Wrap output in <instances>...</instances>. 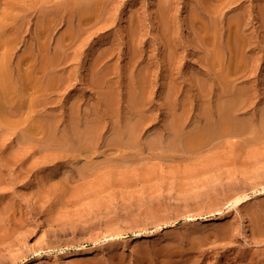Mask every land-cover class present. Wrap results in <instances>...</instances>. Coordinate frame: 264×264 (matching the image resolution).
Segmentation results:
<instances>
[{"label": "rangeland", "instance_id": "rangeland-1", "mask_svg": "<svg viewBox=\"0 0 264 264\" xmlns=\"http://www.w3.org/2000/svg\"><path fill=\"white\" fill-rule=\"evenodd\" d=\"M8 1L10 47L13 48H10V65L14 70V79L17 76L20 79L18 72L15 73L18 63L26 61L29 65L24 68L29 69L35 66L36 60V66L41 64L45 55L48 59L55 55L63 35L67 36L65 45L70 48H67V54L71 56H66L65 62L68 58L77 60H70L74 61L73 64L68 60L69 65L64 63L61 67H52V70L60 71L57 72L60 75L55 73L59 76L55 86L49 88V78L43 77L45 92L41 93L42 103L37 108L41 112L36 111L40 116L33 113L36 117L33 119L39 118L41 123L58 119L59 124L55 126L58 130L49 128L39 134L36 132L37 120L24 123L32 116L26 110L29 107L27 103L22 115L12 112L15 106L13 97L23 96L28 102L34 91L31 88L26 90L28 88L23 84V90L19 86L17 93L10 96V125L0 118V168L4 167L6 159L10 161L6 171L10 174L4 171L3 181L0 182V225L3 227L2 230L0 228V264H264V30L253 26L246 29L244 35L250 43L244 49L248 54L247 63L237 65L241 69L235 68L234 76L227 79L231 81L228 84L221 76L208 73L211 67L205 64V51L200 49L198 42L197 49L194 40L191 41L194 29L190 22L198 0H170L172 7L169 15L174 25L171 22L168 24L170 31L166 35L160 27L161 15L157 16L163 0H110L108 6L103 5L107 12L102 17L109 30L104 29L90 40L88 38L84 41L85 46L74 42L75 46L82 48L81 53L77 48L71 51L74 45L71 47L69 39L70 25L55 17L60 0ZM8 1L0 0L3 22L8 17ZM79 1L87 4L91 0ZM244 5L249 6L246 20L251 22L254 18L256 20L264 0H245ZM34 7L38 9L37 13ZM39 9L41 13L44 10L43 14ZM4 13L6 17L1 16ZM235 13L239 14V11ZM37 14L41 16L38 19ZM105 17H109L108 22ZM33 18L39 22H34ZM132 19H135L139 31V37L135 39L146 45L143 56L148 62L145 60L144 64L150 63V60L152 72L153 68H157V73L164 74V62L170 58L172 43L192 45L189 52L183 53L187 57L182 55L186 57L185 61L182 63L180 59L182 66L181 63L180 67L177 66V54L174 58L171 56L172 63L176 64L173 70L177 67V72L182 68L177 74L173 71L175 76L171 75L168 79L157 73V76L150 75L151 81L148 82L152 84L149 89L146 85V103L140 109L147 118L144 128L140 129L143 133L139 131L143 135H140L141 138L137 136L139 141H135L136 145L130 142V147L131 144L128 146L123 142L127 146L121 147L116 144L117 136L112 134L118 129L123 130L128 121L135 118L132 112L134 105L128 98L131 92L128 85L129 81H135L137 77L134 76L139 73L135 70L136 64L126 55L128 47L132 45L136 48L139 44L137 41L129 42L127 37H130L128 32ZM171 27L176 36H173ZM73 30L76 33L77 30ZM40 32H44L47 38ZM81 34L85 35L84 32ZM36 37L40 40L37 41ZM144 40L146 42L142 43ZM114 42H119L117 48L123 49V52L117 49L120 53L106 59L108 62L103 70H115L116 73L102 79L103 87H98L100 84L93 87V72L103 66L97 68L95 61L102 50L116 45ZM39 44L41 50L38 49ZM47 44L51 50H48ZM251 44L258 46L252 49ZM192 46H196L195 49ZM2 49L1 53L5 48ZM75 51L78 53L73 54ZM191 51L197 52L193 54ZM37 52L45 53L41 55ZM164 52L168 54L167 58ZM36 55H41L40 61ZM140 60L143 59H139L137 64ZM202 63L208 67L204 65L205 68ZM133 71L134 76L130 80ZM106 80L116 85L117 91L121 87L120 92L112 91L116 90L112 85L110 90ZM125 81L129 82L127 88ZM105 86L109 89L106 93ZM92 87L96 88V92ZM100 88L104 89L102 94ZM112 92H116L113 97L110 95ZM238 96H242L239 104ZM114 97L119 99L114 101ZM112 98L114 105L110 100ZM236 100L238 105L230 122L233 130H229V126L219 125L222 124L220 112L223 114L226 105ZM130 104L133 106H127ZM98 106L102 108L97 109ZM104 108H108L109 113ZM90 113L94 114L93 118L105 114L101 120L102 123L108 122L107 126L105 122L102 124L108 132L102 130L101 140L97 141L100 144L96 143L94 148L85 152V147L78 145L77 132L73 129L76 126L84 129L90 122ZM67 120L79 126L73 123L71 126ZM28 124L35 125L28 131ZM116 124L120 125L119 128ZM112 127L113 130L109 129ZM50 131L57 133L52 138L57 142L51 139L52 136L48 137ZM64 133L72 145L64 143ZM71 133L75 138H71ZM72 139L75 141L72 142ZM91 151L96 152L92 154Z\"/></svg>", "mask_w": 264, "mask_h": 264}, {"label": "bare ground", "instance_id": "bare-ground-1", "mask_svg": "<svg viewBox=\"0 0 264 264\" xmlns=\"http://www.w3.org/2000/svg\"><path fill=\"white\" fill-rule=\"evenodd\" d=\"M8 1V0H7ZM41 1V0H40ZM110 0H91V1H89L87 4H84V2L83 1H79V0H60V3H57L58 4V6H56V15H55V17L57 16L58 18H59V21H61L60 19H62V21L63 22H65V23H67V24H69L70 26H69V29H68V33H70V41H71V47H72V45H74V42H76V43H80L81 45H84L85 46V42L84 41H87V39L89 38V40H90V38H92V37H94V36H97L98 34H99V31L100 32H102V31H104V29H106V30H109L108 28H107V23L106 24H104V20H102V17H103V15H105L106 16V13H105V11L107 12V10H106V8H105V6H108V2H109ZM9 3L7 4V7L8 8H6V10H8V12H7V14H8V17H6L7 16V14H6V16H5V13L4 14H2L1 16H4V17H6L5 19V22H3L4 20H3V18L1 19L0 18V49H4L5 48V50H3V51H5V52H3L2 51V53L0 52V112H1V117L0 118H3V119H1V120H3L4 122H5V124L6 125H10V119H9V115H10V96L12 95V94H14V93H17V91H18V89H19V86L21 87V89L23 88V85L24 86H26L28 89H26V88H24V89H26V90H29L30 91V88L32 89V90H34L32 93H31V98H30V96H29V98H30V100L27 102L26 101V98L25 97H23V96H21V97H18V95H16L15 97H13V104L15 105L14 107H13V110H12V112L13 113H15V115H18V114H20V115H22V113H24L26 110L27 111H30L32 114V116H29L30 115V113L28 112V113H26L28 116H29V119H27L28 117H27V115H26V119L27 120H25L24 121V123H33L32 121L34 120H37V122L39 123V124H37V122H35V124H37L36 125V127H37V130H36V132L38 133L39 132V134H41V133H43L44 131H46V130H48L49 128H54L55 126H56V124H59L58 123V119H56V118H53L51 121H49V123H45V121H44V123L46 124V125H43L44 123H41V121H40V119L38 118V119H33V117H35V116H33L34 114L33 113H35V114H37V108H38V106H39V104L40 103H42V101L40 100V96H41V93L43 92V94H44V88H45V83H46V81H44L43 80V77H48L49 78V80L47 81V84H48V87L50 88V87H53V86H55V84H56V82L58 81V78H59V76L58 75H60L59 73H57V72H60V71H57V70H52V67H58V66H60L61 67V65H63L64 63L66 64L67 62H69L70 60L72 61V60H74V61H76L77 59H67V62H65L66 61V56L67 57H71V56H69L68 54H67V51H69L67 48H69L68 46H66L65 45V42H67L66 40V35H63V34H61V35H63L62 36V39H63V41L62 42H59L60 40H58V44H57V49H56V51H55V55H52V56H54V57H52V56H50V59H48L49 57H47L48 55H45V58L43 57V59H42V61H41V64L39 63V64H37L38 66H36V61H34L35 63H34V65L35 66H31L29 69L27 68V69H25L24 67L27 65H29V63H26V61H24L25 60V58H23L24 60H21V61H24V62H22V63H18V65H17V71H15V73L16 72H18V74H19V78L20 79H18V76H17V78L16 79H18V80H21V82L22 83H20V81H18V80H16V79H14V74H13V72H14V70H11L12 68H11V66L12 65H10L12 62L10 61V48H12V47H10V1H8ZM83 2V3H82ZM85 2H87V0L85 1ZM247 2V1H246ZM39 3V2H38ZM54 3V2H53ZM84 4V5H82V4ZM244 3H245V0H198V2L195 4L196 5V9L193 11V17H192V22H190L191 24V28H193L194 29V31H192V33L193 34H191L193 37H192V42H193V40H194V42H195V44H196V46L198 45V44H200V49H203L204 51H205V58H206V63L205 64H208L209 65V67H211V70H213V72L211 71V70H209V71H211V72H209L208 71V69L206 70V71H208V73L210 74V75H215L216 74V76L217 75H219V76H221L220 78H222V79H225V82H227L228 84H231V81H229V80H227L230 76H234V74H235V72H234V70H235V68H237V70H238V67H239V69H241L240 68V66H238L237 67V65L238 64H246L247 62V58H246V56L248 55V54H246V51H244V49H246L247 48V46L250 44V43H248L247 42V40H246V38H245V36L246 35H244L245 33V31H246V29L248 28V27H256V28H261V29H263L264 30V6L263 7H259L258 9H259V11H258V13H257V15H256V20H255V18H254V20H251V22H248L246 19H247V14L249 13V12H247L248 11V7L249 6H247V7H245V5H244ZM38 5H41V4H38ZM53 5H55V4H53ZM103 5H105V6H103ZM193 5V4H192ZM259 5V4H258ZM37 6V5H36ZM39 7H42V5L41 6H39ZM38 7V8H39ZM52 7V6H51ZM171 7H172V2L170 1V0H163V2L161 3V5H160V7H159V9L157 10V12H158V14H157V16L158 15H161L160 17H161V21H160V27H161V29H162V32H164L165 33V35L170 31V28H168V27H170V26H168V24L171 22V20H170V15H169V13H170V10H171ZM189 8H190V6H188ZM193 8H194V5L192 6ZM192 7H191V10H192ZM32 8V7H31ZM30 8V9H31ZM44 8V7H43ZM109 8V7H108ZM34 9H35V7H34ZM49 9V8H48ZM51 9V8H50ZM53 9V8H52ZM110 9V8H109ZM252 9V8H251ZM250 9V10H251ZM36 11V13H37V10L38 9H35ZM54 10V9H53ZM249 10V11H250ZM28 11V10H27ZM32 10H30L29 12H31ZM189 11V10H188ZM237 11H239V14H236L235 12H237ZM39 12L41 13V10L39 9ZM43 12H44V10H43ZM43 12L41 13V14H43ZM46 13H47V11H45ZM191 12V11H190ZM35 13V14H36ZM45 13V14H46ZM50 13V12H49ZM105 13V14H104ZM232 13H234V15L232 14ZM32 14V13H31ZM31 14H28L29 16L31 15ZM44 14V15H45ZM115 14V13H114ZM232 14V15H231ZM251 14V13H250ZM38 15V14H37ZM110 15H113V14H111L110 13ZM231 15V16H230ZM253 15V14H252ZM28 16V17H29ZM32 16V15H31ZM36 16V15H35ZM39 16V15H38ZM37 16V19L38 18H40L41 16H39L38 17ZM47 16H48V14H47ZM115 16V15H114ZM145 16V15H144ZM33 17V16H32ZM146 17V16H145ZM251 17V16H250ZM249 17V18H250ZM254 17V16H253ZM43 18H45V17H43ZM47 18V17H46ZM109 17H107V19H108ZM117 18V17H116ZM136 18V17H135ZM138 18H140V17H138ZM104 19H106V17L104 18ZM107 19H106V21H107ZM115 18H112V20H114ZM141 19V18H140ZM144 19H146V18H144ZM44 20V19H43ZM47 20V19H46ZM133 20V23H134V25H133V23H132V26H130V30H129V34H130V37L129 36H127L128 37V40H129V42H136L137 41V43H139L138 45H137V47L136 48H134L132 45H131V47H128V48H130L129 49V53H128V51L125 53L126 55H128L129 57H130V59H131V62H134L136 65V69L135 70H137V72H139V73H137V75L136 76H134L133 75V73H134V71L132 72V74L130 73V80H131V77H132V75L136 78H138V80H137V78L136 79H134V77H133V79L135 80L134 82L132 81H127L128 83H129V89H130V96L128 97L129 98V102H131L133 105H134V111H132V112H134L133 114H135V118H133V119H130L129 121H128V124L126 125V127L125 128H123V130H120L119 131V126L116 124V127L118 126V131H115V132H117V133H115V134H112L113 136L114 135H116L117 137H115V138H118V139H116V141L118 140V142H116V144H118L119 146H121L122 147V145H125V146H127L126 144H128V146H129V144H131L130 142H134L135 143V141H137V139H138V137L137 136H139L140 137V135H143V134H140L141 132L143 133V131L142 130H140V129H142V128H144V126L143 125H145L144 123H146L145 121H146V119L147 118H145L144 117V113H143V111L141 112L140 111V109H142V105H145V103H146V99H145V94H146V92H147V87H148V89L150 88V85L152 84H150V82H148V81H151L150 80V77L153 75V74H155V76H157V74H159V73H157L158 71H156V69L157 68H153V69H155V70H153V72L155 71V73H153L152 72V65L153 64H151V61L149 60V62L150 63H148V64H144V61L145 60H147V59H145L144 58V56H143V52H145L144 51V49H145V46H143V44L141 45V43L138 41V40H136V39H138V38H136V36L137 37H139L138 35H137V31H138V25H137V23H136V21H135V19H132ZM175 20V19H174ZM249 20V21H250ZM33 21L34 22H36V20L33 18ZM41 21V20H40ZM47 21H49V20H47ZM78 21V22H77ZM102 21H103V23H102ZM109 21H111V19H109ZM143 21V20H142ZM141 21V22H142ZM145 21V20H144ZM190 21V20H189ZM37 22H39L38 20H37ZM36 22V23H37ZM44 22H45V20H44ZM51 22V21H50ZM63 22H61V23H63ZM77 22V23H76ZM108 22V21H107ZM116 22V21H115ZM32 22H30V24H31ZM41 23V22H40ZM47 23H49V22H47ZM46 23V24H47ZM111 23H113L112 21H111ZM140 23V22H139ZM145 23V22H144ZM173 22H171L170 24H172ZM51 24H52V22H51ZM101 24V25H100ZM102 24H103V26H102ZM141 24V23H140ZM169 24V25H170ZM257 24H258V26H257ZM111 25V24H110ZM110 25H108V26H110ZM173 25H174V23H173ZM172 25V26H173ZM190 25L188 24V27L190 28ZM42 26V25H41ZM98 26H100V27H98ZM140 26V25H139ZM98 27V29H96ZM142 27V26H141ZM43 28V27H42ZM41 28V29H42ZM75 28V30H77L76 31V33H74L75 31L73 30ZM140 28V27H139ZM36 29H38V27H36ZM40 29V30H41ZM111 29V28H110ZM129 29V28H128ZM39 30V29H38ZM171 30H173L172 29V27H171ZM73 31V32H72ZM140 31H141V29H140ZM82 32H84V34L86 35V33H88V37H84L85 35H83V34H81L80 35V33H82ZM139 32V31H138ZM175 32H179V31H175ZM41 33V32H40ZM105 33V32H104ZM107 33V32H106ZM127 33V34H128ZM173 33H174V30H173ZM37 34H39L38 33V31H37ZM42 34H45L44 32L43 33H41V35ZM140 34V33H139ZM148 35H149V33H147ZM147 34H146V36H147ZM169 34V33H168ZM69 35V34H68ZM104 35V34H103ZM162 35H163V33H162ZM176 36V34L174 33L173 34V36ZM177 35H179V34H177ZM45 36H46V34H45ZM82 36V37H81ZM145 36V37H146ZM180 36V35H179ZM164 37V36H163ZM169 37V36H168ZM264 37V36H263ZM46 38H47V36H46ZM82 38H84V39H82ZM85 38H86V40H85ZM108 38H110V37H108ZM130 38V39H129ZM136 38V39H135ZM148 38V37H147ZM166 38V37H165ZM173 38V37H172ZM177 38V37H176ZM175 38V39H176ZM14 39V38H13ZM13 39H11L12 41H13ZM38 39V37H36V40ZM45 39V38H44ZM44 39H42V40H44ZM59 39H60V37H59ZM171 39V38H170ZM38 40H40V39H38ZM37 40V41H38ZM81 40V41H80ZM83 40V41H82ZM88 40V41H89ZM109 40V39H108ZM107 40V41H108ZM140 40H142V38H140ZM164 40V39H163ZM263 40H264V38H263ZM69 41V40H68ZM78 41V42H77ZM149 41V40H148ZM180 41V40H179ZM182 41V40H181ZM41 42V41H40ZM39 42V43H40ZM44 42V41H43ZM111 42V41H110ZM122 42V41H121ZM142 43H145L146 41L144 40V41H141ZM175 43L177 42V41H174ZM196 42H198V44L196 43ZM14 43V42H13ZM37 43V42H36ZM44 43H47V42H44ZM85 43V44H84ZM108 43V42H107ZM106 43V44H107ZM112 43V42H111ZM115 43V42H114ZM119 43V42H118ZM118 43L116 44V45H111L110 47H108V48H106V49H104V50H102V53L97 57V59H96V61H95V66L97 67V66H100V65H103V66H101V68H99V69H101V70H103L104 69V67H105V65L107 64V62L108 61H106V59H109V58H111V57H114L115 55H116V53L117 54H119L118 53V51H117V49H119V48H117L118 47ZM148 43V42H147ZM146 43V44H147ZM167 43V42H166ZM181 43L182 42H180V43H177L178 45H174V43H172V47H170V58H168V59H165L166 61L164 62V67H163V69H165V72H164V74H161V75H164V76H161L160 74V76L161 77H168V79H169V76H173L174 74H173V71H175V69H177V67L173 70V68L176 66V64H173L172 63V60H171V56L173 55V58H174V56H176V54H177V56H176V62H178L177 64V66H179V64L181 63L180 62V59L182 60V63H183V61H185V59H186V55H184L183 53H186V52H189L190 51V49H189V47L192 45H190V44H188L187 42V44L186 45H181ZM253 43V42H252ZM80 44L78 45V46H80ZM125 44V43H124ZM136 44V43H135ZM149 44V43H148ZM168 44V43H167ZM222 44H224V46H222ZM14 45V44H13ZM15 45H16V43H15ZM121 45V44H120ZM120 45H119V47H120ZM194 45V44H193ZM38 46V45H37ZM36 46V47H37ZM39 46H40V44H39ZM47 46H48V44H47ZM75 46V45H74ZM72 47V49H71V51H74L75 50V48H77V49H79V47H77V45L75 46V47ZM128 46V45H127ZM130 46V45H129ZM196 46H192L194 49H195V47ZM199 46V45H198ZM198 46H197V49H198ZM253 46V47H252ZM258 46V45H257ZM256 46V47H257ZM28 47H30V46H28ZM44 47V46H43ZM82 47V46H81ZM249 47V46H248ZM251 47H252V49L255 47L253 44H251ZM255 47V48H256ZM133 48H134V50H133ZM167 48H168V46H167ZM254 48V49H255ZM13 49V48H12ZM30 49H32V48H30ZM37 49V48H36ZM38 49H40L41 50V46H40V48H38ZM70 49V48H69ZM169 49V48H168ZM167 49V50H168ZM35 50V49H34ZM45 50H46V48H45ZM48 50H51V49H49V46H48ZM119 50H121V49H119ZM123 50V49H122ZM121 50V51H122ZM251 50V49H250ZM249 50V51H250ZM32 51V50H31ZM30 51V52H31ZM38 51V50H37ZM44 51V50H43ZM78 51H80V53H81V51H82V48L81 49H79ZM201 51V50H200ZM13 52V51H12ZM33 52V51H32ZM34 52H36V51H34ZM33 52V53H34ZM47 52V51H46ZM49 52V54H50V51H48ZM123 52V51H122ZM168 52V51H167ZM192 52V51H191ZM195 52V51H194ZM194 52H192L193 54H195ZM37 53H39V52H37ZM43 53H45V52H43ZM42 53V54H43ZM73 54L74 53H76V51L75 52H72ZM71 53V55H73ZM78 53V52H77ZM76 53V54H77ZM165 54H163L164 56L166 55V52H164ZM242 53V55H240ZM13 54V53H12ZM36 54V53H35ZM39 54H41V53H39ZM41 54V55H42ZM178 54H180L179 56H182V55H184V56H186V57H184V56H182V57H179L178 56ZM198 54V53H197ZM246 54V55H245ZM32 55V54H31ZM41 55H39L40 57H41ZM125 55V56H126ZM168 55V54H167ZM167 55H166V58H167ZM190 55H192V54H190ZM36 56H38V55H36ZM36 56H34L35 57V59H36ZM39 56L37 57L38 58V60H39ZM78 56H79V54H78ZM78 56H76V58L78 57ZM117 56V55H116ZM127 56V57H128ZM139 56H140V58H139ZM147 56V55H146ZM145 56V57H146ZM193 56V55H192ZM203 56V57H204ZM52 57V58H51ZM139 59H143L141 62H139V64H137V61L139 60ZM151 57H153V56H150V58ZM178 57H179V59H178ZM202 57V58H203ZM248 57V56H247ZM251 57V56H250ZM249 57V58H250ZM30 58V57H29ZM42 58V57H41ZM40 58V59H41ZM72 58H75V55H73L72 56ZM122 58H124V56L122 57ZM149 58V57H148ZM205 58H203V59H205ZM22 59V58H21ZM28 59V58H27ZM31 59V58H30ZM151 59H153V58H151ZM12 60V59H11ZM19 60H20V58H19ZM18 60V61H19ZM69 60V61H68ZM120 60V59H119ZM164 60V59H163ZM179 60V61H178ZM13 61V60H12ZM29 61V60H28ZM27 61V62H28ZM40 61V60H39ZM38 61V62H39ZM70 61V63H72L73 64V62H71ZM129 61V60H128ZM11 62V63H10ZM33 62V61H32ZM146 62V61H145ZM147 62H148V60H147ZM175 62V63H176ZM200 62V61H199ZM204 62V61H203ZM69 63V64H70ZM163 63V62H162ZM182 63L180 64L181 66H182ZM45 64H46V66H45ZM68 64V63H67ZM68 64V65H69ZM71 64V65H72ZM173 64V65H172ZM203 64V63H202ZM205 64H203V66L205 65ZM31 65V64H30ZM32 65H33V63H32ZM70 65V66H71ZM131 65H132V63H131ZM175 65V66H174ZM16 66V65H15ZM163 66V65H162ZM205 66H207V65H205ZM204 66V67H205ZM219 66V69L217 68ZM243 66H245V65H243ZM59 67V68H60ZM67 67V66H66ZM103 67V68H102ZM134 67V66H133ZM180 67V66H179ZM208 67V66H207ZM207 67H205V68H207ZM58 68V69H59ZM63 68V67H62ZM61 68V69H62ZM98 68V67H97ZM135 68V67H134ZM134 68H132L133 70H134ZM140 68V70L138 71V69ZM159 68V67H158ZM54 69V68H53ZM57 69V68H56ZM60 69V70H61ZM64 69V68H63ZM62 69V70H63ZM68 69V68H67ZM67 69H66V71H67ZM98 69V70H99ZM182 69V68H181ZM181 69H179V70H181ZM220 69H222V70H220ZM61 70V71H62ZM65 70V69H64ZM98 70H94V72H93V79H92V84L94 85L93 87H95V86H97V85H99L98 87H103V86H101L102 85V82H104L103 80H104V78H106V76H111V75H109V74H111L112 73V75H114L113 73H116V72H114L115 70H113L112 71V69H110L112 72H109V69H105V70H103L102 72H99ZM177 71V72H180V71ZM214 70L215 71H217V72H215L214 73ZM13 71V72H12ZM98 71V72H97ZM183 71V70H182ZM219 71V72H218ZM65 72V71H64ZM160 72V71H159ZM176 72V71H175ZM174 72V73H175ZM177 72H176V74H177ZM55 73H57L58 75H56ZM157 73V74H156ZM163 73V72H162ZM182 73V72H181ZM205 73H207V72H205ZM17 74V75H18ZM128 74V73H127ZM136 74V73H135ZM152 74V75H151ZM208 74V75H209ZM38 75H40V77L38 76ZM151 75V76H150ZM178 75H180V73L178 74ZM208 75H207V77H208ZM36 76H38V78L36 77ZM175 76V75H174ZM61 77H63V76H61ZM60 77V78H61ZM112 77V76H111ZM211 77H214V76H211ZM47 78V79H48ZM107 78H110V77H107ZM220 78H218L219 80H220ZM231 78V77H230ZM103 79V80H102ZM110 79H112V78H110ZM113 79H114V77H113ZM128 79V78H127ZM126 79V80H127ZM109 80V79H108ZM108 80H106L105 82L107 83L108 82ZM16 81H18L19 83H18V85L16 86ZM111 82H113L112 80H111ZM126 82V81H125ZM127 82H126V87L125 88H127ZM106 83H104L106 86H107V84H109V89L111 90V86L110 85H112V84H110L109 82L106 84ZM140 83V84H139ZM149 83V84H148ZM21 84V85H20ZM23 84V85H22ZM124 84V83H123ZM122 84V85H123ZM124 85V86H125ZM146 85H148V86H146ZM90 86H91V84H90ZM105 86V87H106ZM114 88H115V86L116 85H112ZM123 86V87H124ZM92 87V88H93ZM121 88V87H120ZM120 88L118 89V91L120 92ZM16 89V90H15ZM94 89V88H93ZM101 89V88H100ZM108 89V90H109ZM116 90H112V91H117V88H115ZM23 90V89H22ZM26 90H24V91H26ZM96 90V88L94 89V91ZM107 90V87H106V89H105V93L108 91ZM117 91V92H118ZM22 92V91H21ZM96 92V91H95ZM99 92V91H98ZM104 92V89H101V94ZM105 93H104V97H105ZM111 93V92H110ZM114 93H116V92H112V94H110L112 97L114 96L113 94ZM23 94V93H22ZM28 94V93H27ZM99 94V93H98ZM127 94H128V92H127ZM126 94V95H127ZM24 95H25V93H24ZM100 95V94H99ZM99 95H96L97 96V98H100V97H98ZM27 96V95H26ZM109 96V95H108ZM103 97V98H104ZM106 97H107V95H106ZM241 97L242 96H238V97H236V98H238L239 99V102H238V100H236L235 102L234 101H231V103H229V104H227L226 105V107H225V110H224V113L222 114L221 112H220V117H221V119H220V122L222 123V124H219V125H221V126H229V130H233V128H232V124H230V122L232 121V118H233V110L235 111V107L240 103V102H242V100H241ZM2 98L4 99V100H2ZM33 98V99H32ZM110 98V97H109ZM115 98V97H114ZM114 98H112V99H110L111 101L112 100H114ZM118 98V97H117ZM32 99V100H31ZM101 99V98H100ZM105 99H107V98H105ZM116 99V98H115ZM119 99V98H118ZM118 99H116V100H114V101H117ZM99 100V99H98ZM109 100V101H110ZM102 101V100H101ZM109 101H107V103L109 102ZM109 102V103H112V102ZM105 102V101H104ZM237 102H238V104H237ZM26 103H27V106L29 105V107H27V109L26 108H24L25 107V105H26ZM99 103H100V100H99ZM102 103V102H101ZM100 103V104H101ZM108 103V104H109ZM122 103H125V102H122ZM121 103V104H122ZM119 104H120V102H119ZM128 104V103H127ZM132 104H130V105H127V106H133ZM104 105H106L105 103H104ZM104 105H103V107H104ZM113 105H114V102H113ZM116 105H118V104H116ZM124 105V104H123ZM100 106V105H99ZM97 107V109L99 108V109H101L100 107ZM107 106V105H106ZM106 106H105V108H106ZM108 106H111V104H109ZM120 106V105H119ZM126 106V107H127ZM144 107V106H143ZM29 108V109H28ZM40 108V107H39ZM104 108V110H106ZM109 108V107H108ZM108 108H107V110H108ZM26 109V110H25ZM31 109V110H30ZM6 110H8V113L6 112ZM106 110V111H107ZM110 110V109H109ZM39 111V110H38ZM95 111H96V109H95ZM99 111H102V110H99ZM41 111H39V113H40ZM73 113H74V111H72ZM108 112V111H107ZM129 112V111H128ZM131 112V109H130V113H132ZM7 113V118L5 117V114ZM38 113V114H39ZM94 113V112H93ZM98 113H101V112H98ZM103 113V112H102ZM109 113V112H108ZM143 113V114H142ZM38 114H37V116H38ZM107 114V113H106ZM132 114V115H133ZM72 115V114H71ZM88 115H89V113H88ZM87 115V116H88ZM90 115H91V113H90ZM92 115H94V114H92ZM92 115H91V118H90V122L89 123H87V125L85 126V128L83 129L81 126H79L77 123H73V121L71 122L70 120H67V121H70V124H71V126H72V123H73V125H78L79 126V128H77V126L75 127L76 129H73V128H71V131H72V129H73V131L75 130L76 132H77V134H75V135H77V143H78V145H80V146H83V147H85V152H86V150L87 149H90L91 147H93L96 143L97 144H100V142L98 143L97 141H99V139L101 140V138H100V134L102 133V130H106V124L108 123L107 121H104L105 122V125L106 126H103L104 125V122L102 123V116L103 115H105V114H101L102 116H100L99 114V116L100 117H98L97 115V117H92ZM109 115H111V114H109ZM114 115L115 116H118V115H116V113H114ZM39 116H40V114H39ZM77 116H79V115H77ZM134 116V115H133ZM72 117V116H71ZM36 118V117H35ZM41 118H42V116H41ZM74 118H75V115H74ZM79 117H77V119H78ZM86 118V117H85ZM93 118V119H92ZM25 119V118H24ZM43 119V118H42ZM63 119V118H62ZM68 119H69V117H68ZM73 119V118H72ZM92 119V120H91ZM104 119V118H103ZM44 120V119H43ZM64 120H66L65 118H64ZM75 121H76V119H74ZM81 120V119H80ZM79 119L77 120V121H80ZM85 120V119H84ZM105 120H107V119H105ZM48 121V120H47ZM66 121V122H67ZM86 121V120H85ZM83 122L84 123V125H85V123L86 122H88V121H86V122ZM110 121V120H109ZM43 122V121H42ZM65 122V121H64ZM107 122V123H106ZM115 122V121H114ZM119 122V121H118ZM80 123H81V121H80ZM34 124V125H35ZM50 126H49V125ZM103 124V125H102ZM110 124V123H109ZM119 124H120V122H119ZM122 124V123H121ZM29 125H30V128H28V131L29 130H31V128L33 129V124L31 125V124H28V127H29ZM83 125V126H84ZM70 126V127H71ZM125 126V125H124ZM143 126V127H142ZM35 127V128H36ZM60 127V126H59ZM69 127V128H70ZM103 127H106V128H104L103 129ZM114 127H115V125H114ZM116 127L114 128L115 130H116ZM57 128H58V126H57ZM26 129H27V127H26ZM55 129H56V127H55ZM60 129V128H59ZM109 129H111V130H113V127L112 128H109ZM120 129H121V127H120ZM40 130V131H39ZM44 130V131H43ZM54 130V129H53ZM56 130H58V129H56ZM56 130H55V132H56ZM65 130V129H64ZM63 130V131H64ZM108 130V129H107ZM106 130V132H108ZM34 131V130H33ZM32 131V132H33ZM68 131V130H67ZM67 131H65V132H67ZM72 131V132H73ZM139 131H141V132H139ZM31 132V134H33ZM35 132V133H36ZM51 133L49 134V136L48 137H50V136H52L51 137V139L52 138H55L56 137V135H57V133H52V132H54V131H50ZM70 132V131H69ZM68 132V133H69ZM105 132V131H104ZM110 132V131H109ZM113 132V131H112ZM111 132V133H112ZM118 132H119V134H118ZM36 133V134H37ZM63 133V132H62ZM110 133V134H111ZM114 133V132H113ZM139 133V134H138ZM54 134V135H53ZM72 134V133H71ZM109 133H108V135H110ZM118 134V135H117ZM45 135V134H44ZM63 135V137H64V141H66V142H64V143H68V145L70 144V145H72L71 144V141H69L68 139H67V135H66V133H64V134H62ZM106 135V134H105ZM104 135V136H105ZM72 136L73 137H71V138H75L74 137V135L72 134ZM102 136V135H101ZM47 137V136H46ZM106 137V136H105ZM141 138V137H140ZM49 140H50V138H48ZM105 139H107V138H105ZM104 139V140H105ZM127 139V140H126ZM53 140V139H52ZM73 140V139H72ZM113 140V139H112ZM111 140V141H112ZM53 141H56L57 142V140L56 139H54ZM52 141V142H53ZM75 140H73L72 142H74ZM126 141V142H125ZM138 141H139V139H138ZM48 142H50V141H48ZM55 142V143H56ZM70 142V143H69ZM126 143V144H122V143ZM129 142V143H128ZM54 143V142H53ZM105 143H107L106 142V140H105ZM109 143V142H108ZM107 143V144H108ZM112 143H115V141L113 140V142ZM96 144V145H97ZM103 144V143H102ZM111 144V143H110ZM77 145V146H78ZM109 145V144H108ZM135 145H136V143H135ZM135 145H133V147H135ZM132 146V144L130 145V147ZM74 147H75V145H74ZM97 146H95V148H96ZM76 148H78V147H76ZM75 148V149H76ZM94 148V147H93ZM74 149V148H73ZM74 149V150H75ZM79 150V149H78ZM81 150H83V149H81ZM92 150V149H91ZM71 151H73V150H71ZM76 151V150H75ZM89 151V150H88ZM97 151V150H96ZM96 151H91V153L92 154H95V152ZM82 153H83V151H82ZM80 154H81V152H80ZM7 160V159H6ZM5 160V161H6ZM3 162L4 163V167H2V169L0 168V182H2L3 180V178H4V171H5V173H8V172H6L8 169H7V167H9V163H10V161L8 162V161H6V162ZM1 167V166H0ZM8 174H10V173H8ZM5 175H7V174H5ZM6 177V176H5ZM9 177V175H7V178ZM1 184V183H0ZM0 228H1V230L3 229V227H2V225H0ZM253 235H256V233H253ZM23 261H25V259L23 260Z\"/></svg>", "mask_w": 264, "mask_h": 264}]
</instances>
